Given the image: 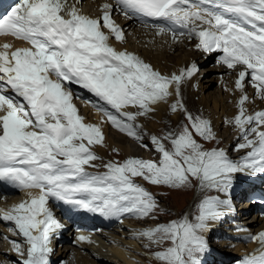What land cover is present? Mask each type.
I'll use <instances>...</instances> for the list:
<instances>
[{
	"label": "snow or ice",
	"instance_id": "1",
	"mask_svg": "<svg viewBox=\"0 0 264 264\" xmlns=\"http://www.w3.org/2000/svg\"><path fill=\"white\" fill-rule=\"evenodd\" d=\"M115 5L125 17L156 28L158 35L170 33L177 42L180 37H195L199 50L222 52L219 62L228 69L243 66L236 88L243 93L249 77L264 100V0H115ZM112 13L113 5L107 3L102 17L94 19L69 0H20L0 18V36L11 35L31 45L0 48V181L39 190L38 196L29 193V200L0 214V220L14 225L10 231L25 238L28 248L22 264H51L52 239L63 225L48 206L50 200L105 218L127 214L146 218L159 204L134 177L174 189L190 187L195 179L202 192L228 195L233 174H264V111L248 115L247 94L241 96L239 114L230 121L245 141L238 150L250 149L240 161L230 159L223 149L205 150L192 130L204 140H214L211 121L193 117L177 99L171 110L183 111L190 126L185 124L181 132H169L162 139L151 137L161 155L159 162L129 158L105 164L107 171L101 174L87 171L101 159L91 148L102 144L104 136L98 125L84 122L66 84L94 94L97 100L85 103L96 107L119 131L142 142L137 118L155 112L173 96L180 98L182 84L199 70L192 64L179 74L164 75L134 53L118 51L109 41L123 42L125 37ZM148 19L164 23L149 25ZM164 141L171 143V149ZM226 206L230 207V200L206 195L194 220L184 215L138 236L156 245L170 242L154 253L163 264H201L200 256L208 250L202 233L209 221L224 215ZM250 239L260 247L241 264H264V232ZM78 240L92 242L85 235ZM12 244L25 256L19 243Z\"/></svg>",
	"mask_w": 264,
	"mask_h": 264
},
{
	"label": "bare ground",
	"instance_id": "2",
	"mask_svg": "<svg viewBox=\"0 0 264 264\" xmlns=\"http://www.w3.org/2000/svg\"><path fill=\"white\" fill-rule=\"evenodd\" d=\"M20 3V0H17V2L14 5H11L7 11V14H10L11 10L14 7H17ZM106 3H103L102 1L99 0H85L83 5H84V10L79 9L84 15H87L91 18H100L103 15V5ZM77 5L79 6V3H77ZM114 11V9H113ZM121 13H112V18L115 21V23L123 29L124 32V41L120 42L115 40L114 38L110 39V44L115 47L118 51H125L127 50L130 53H134L135 55H137L138 57H140L143 61H145L146 63L149 62L151 66H158L160 67V62L155 61L153 64L150 62V60H147L146 57L144 55H148L150 57L153 58H157L160 59L161 58H171L174 56L173 52H172V56L170 55L172 50H177L180 49L182 51H184L185 48H187L188 46L190 47V43L192 41V39L195 40L196 44L195 46L197 47V44L199 43L198 39L193 37L191 39H189L188 37H180L179 41H174L172 39V36L170 33H166L163 35H158L157 34V29L153 28V27H146L142 25V22L140 20H137L135 18L129 19V18H123L121 15ZM206 27V26H205ZM126 29V30H125ZM105 31L107 32L108 30L105 29ZM188 42V43H187ZM5 44H9L12 46V50H15L16 48H22V47H30L31 45L28 44L26 41L23 40H19L16 39L14 37H12L11 35H7V36H0V48H2L3 45ZM190 49L192 50L193 48L190 47ZM143 51L142 55L141 52ZM200 52L203 53L202 50H200ZM213 55L218 54L219 52L215 53L211 52ZM211 53H207L209 56L211 55ZM165 60V59H164ZM148 63V64H149ZM191 62L188 61L186 63H181L179 64L180 66V70L187 68L189 66ZM241 65H238L237 68L235 69V73H238L239 70H244L243 66L240 67ZM218 68L220 69V73H225L228 72V68L226 65L224 66H220ZM154 69L157 70L156 67H154ZM247 79H250L249 77H246ZM207 81H205L206 83ZM213 85V82L208 81V85L207 86H203L202 84H198L199 87V91H204V92H209V96L210 98L207 99V97H203L201 95V99L200 102H198L195 98V96L198 95H194L192 99H188V100H182L183 104L185 105V107L187 108V111L189 113L192 114L193 117H201L205 116L207 118V120L211 121V125L213 127L214 131H218L222 125H230L233 123H230V121H233L234 118L239 114V112H236L235 107H231V105H228L229 103V99L225 98V97H211V87ZM254 88V87H252ZM254 90L256 91V89L254 88ZM88 93H86L87 95ZM91 95H93L92 93H90ZM200 95V94H199ZM95 97V96H94ZM169 103H161L158 106H156V111L153 112V115H151V117L155 120H157L158 123H161V126L159 128H150L147 127L148 125L146 124L145 118L143 117H138L136 123L139 125H142V135L144 136L143 141H136L135 139L132 141L130 140V136L124 134L123 132H121L120 134L116 133V132H112L111 130H109L108 126L106 125L107 122L105 121V125L103 126L102 132H103V136H104V143L105 146L102 150L100 151H94L98 155L99 157H103V159H105L106 161L112 158H116L117 155H113L114 153L116 154H121V156H123V158L129 159V158H139V156H141V147H143L144 145H147V143L151 142V137L152 136H157L159 138L164 137L165 135H167V133H169V131L174 132V129L177 128V133L181 132L183 130V125L181 123H179V118L178 115H174L173 117L170 116V114L172 113L171 110V106L169 107ZM211 103L213 105V109L214 111L211 110V107H209V104L211 106ZM264 104V101L262 103V105ZM81 107V105H80ZM263 109V108H262ZM184 115V114H183ZM182 115V116H183ZM180 114V117H182ZM150 117V116H149ZM84 119V118H83ZM204 119V117H203ZM177 120V121H176ZM168 121H172L173 125L172 126H167L166 122ZM187 121V120H186ZM185 121V122H186ZM84 122H86V120H84ZM175 122V123H174ZM179 123V124H178ZM179 126H178V125ZM108 125H112L110 122H108ZM147 128H146V127ZM165 126V127H164ZM229 127V126H228ZM235 127V125H232V128ZM226 128V127H225ZM110 136H109V134ZM229 129L227 128L225 131V147L224 150H229L230 151V147L236 149L239 144H242L244 142V140L242 139V133L241 131L238 132L237 134L235 133V135H229ZM124 135H123V134ZM231 134V133H230ZM132 138V137H131ZM196 138V137H195ZM223 138V137H222ZM201 140L204 141V139L201 137ZM206 142H208V140H205ZM135 142V143H134ZM165 146L168 145L169 149H171V143L167 141H164ZM224 143V142H223ZM140 146V148H139ZM229 147V148H228ZM154 152H156L155 155H151L149 158H139V159H143V160H151V161H155V162H159L158 160H160V153H158L156 150H153ZM235 155L234 157H232L231 155L228 154V157L230 159H232L233 161H240L242 157H245L247 155V150H243V149H237L234 151ZM227 153V152H226ZM252 175L247 174V173H235L233 174V182H232V186L230 189V194L228 195H224V197H222V199H226V200H230V207L226 206L223 211H224V215L214 221H210L208 222V227L207 229L204 231L205 233L210 231L212 228H214L215 226H219V220H222L225 217V214H228L227 216L230 217H235V207L233 204L237 203L236 201L240 198H242L243 195H248L250 193H254L256 192L255 187L253 188V183L252 178L250 177ZM249 178V181L246 180ZM0 202H2L3 204L7 201H9V205L3 206L2 210L8 211L9 209H11L13 206L19 204L20 202L24 201V200H29L31 198V196L29 195V193L31 192H24L21 191L20 189L11 186L9 184H7L6 182H2L0 181ZM260 180H257L256 183H259ZM19 190V192H18ZM197 191L200 193L201 190L199 188V185L197 187ZM24 192V193H23ZM35 192V191H34ZM209 192V191H208ZM23 193V194H22ZM17 194H21L20 197H17ZM210 194V193H209ZM216 194V193H215ZM32 196H37L36 193H31ZM206 196V195H205ZM220 196V195H219ZM223 196V195H222ZM254 196V194L252 195ZM260 198L259 193H255V199ZM195 202V201H194ZM190 206L187 210L186 215L189 216L191 215V209L193 207V203L190 202ZM51 210L54 213L55 218L60 222L61 225H63V227L61 229H59L57 231V233L59 234V232L61 231H66L70 233H75L76 234V238L78 239V237L80 235H85V236H89L91 238V243L88 242H80V248H84L85 250L88 251L89 255H81L80 253H78L77 251H74L71 248H66L65 252L63 253L62 257L64 259H66L68 256V253L70 252H74V254L72 255V258L74 257V259L69 258L67 262L63 263V264H99V263H104V264H132L129 260L130 255L123 250L120 246H116L114 245L115 249H112L110 247L109 242H114V240H110V237H114L120 240V238H118L116 235L112 234L113 232H109L111 230H109L110 225L106 222V221H114L116 218H105L103 216H101L99 213H90L87 212L85 210L82 209H77L74 208L71 205L65 204L63 202H59V201H54V200H50L49 201V205H48ZM242 207H244L245 209H242L240 211V214L243 213L242 216H245L243 219L245 222H247L246 224L249 225L250 229H256L257 227L261 226L259 229L254 230V233L257 235L260 232H264V211H262V213L257 214L256 216H253V218L251 216L248 215V210L249 208H247V205H243L241 204ZM237 212V211H236ZM190 214V215H189ZM247 215V216H246ZM126 216V215H125ZM226 216V217H227ZM2 223H4L5 225H11L10 222L7 221H3L1 220ZM263 224V225H261ZM143 226V224H140ZM122 227H125V224L121 225ZM145 226V224H144ZM109 228V229H108ZM249 230V229H248ZM243 233H246V235H248V231H241ZM5 235V243L2 249V253L6 254L8 257H10L9 259L14 260L17 264H22L23 257L19 256V254L13 249V244L12 242H6L7 240L13 239L15 241L21 242L22 244H24V242L22 241V239H25L22 235L18 234V233H7L4 232ZM55 233V234H57ZM62 237H58L57 239H52V249H53V245L55 242H57L58 240H60ZM113 239V238H112ZM3 241V240H2ZM121 242V240H120ZM21 247L23 248V246L21 245ZM134 248H138L137 246H133ZM260 247V245L256 242L255 243V248L253 249L252 252H255L258 248ZM252 252H249L248 254H251ZM71 257V256H70ZM7 261V260H5ZM10 261V260H8ZM99 262V263H97ZM6 264H10L8 262H5Z\"/></svg>",
	"mask_w": 264,
	"mask_h": 264
},
{
	"label": "rangeland",
	"instance_id": "3",
	"mask_svg": "<svg viewBox=\"0 0 264 264\" xmlns=\"http://www.w3.org/2000/svg\"><path fill=\"white\" fill-rule=\"evenodd\" d=\"M189 43H190V47L193 48L192 50L190 49L189 46L187 48H185L184 51H182L180 49L172 50L170 55L172 56L174 54V56L171 58H161L160 57V59H157L156 57L153 58V57H150L148 55H144L146 57V59L150 60V62L152 64L155 61L160 62V64H161L160 67H158V66H152V67L153 68L156 67L157 70L160 71L164 75L170 76L173 73L179 74V72H180L179 64L186 63L188 61H190L191 63L189 64V66L187 68H190L192 64H195L197 66V68L199 69L192 76L191 79L185 81L184 84H182V86H181V97L177 98V97L173 96L169 99V102H170L169 107L171 106L172 103H175L177 99H182V100L192 99L195 94L198 95V96H195V98L198 102H200L201 95L203 97H205V98L207 97V99H209L210 98L209 92L199 91L198 84L200 83L203 86H207L208 81H211V82H213V85H212L211 90H210L211 97L217 98V97L221 96V97L228 98L229 99L228 105H231L232 109H233V107H235L236 112H239L238 102H239V100L243 94H247L249 97V101L245 104V108L247 110L248 115H254L256 112L264 111V104L262 105L264 100H261L257 96L256 91L254 90V88H252L251 84L249 86V83H247V78H245L246 79L244 81L245 87H244V92L242 93L240 90H238L236 88V80L238 79V73H235L236 72L235 69H229L228 72H225V73L219 72L221 68H218V67H220V66L222 67L224 65H222L220 62H218V57L222 56L223 54L218 53L219 54V56H218V54L213 55L211 53V55L209 56L207 54V52L202 51V52H204L203 56H202V53L200 52V50L195 46V44H196L195 40L192 39V41ZM172 52H173V54H172ZM142 53H143V51L141 52V55H142ZM147 63H149V62H147ZM240 67H242V66H240ZM205 81H207V82L205 83ZM82 93L84 95H86V93H89V97L94 96V94L91 95L90 92H88L87 90H85L83 88H82ZM87 100H88V98H87ZM87 107L86 106L83 107V113H82L84 116V120H86L85 123L95 124V125H98L100 128H103V126L105 125L104 122L106 121V118L103 115V113L100 111H99V113H97L96 110H92L91 108H89V107L87 108ZM209 107H211V110L214 111L212 103H211V106L209 104ZM0 114H2V113H0ZM177 114H179L178 115L179 123L182 122L181 123L182 125L188 124L190 126V122L187 120L186 115L183 111H177L175 113L172 112L170 114V116L173 117L174 115H177ZM180 114H181V116L183 114L184 115L182 117H180ZM151 115H153V113H149L147 116H141V117L145 118L146 124L148 125L147 127H150L153 129L159 128L161 126V123H158L157 120H155L151 117ZM203 117H204V119L207 120V118L205 116H202V118ZM166 124H167V126L170 127L173 125V122L168 121V122H166ZM232 125H235V124L233 123V124H231V126L223 124L222 127L218 131H214L213 127H212V131L215 133L216 138L214 140H211L208 142H206L205 140L202 141L201 137L196 135L194 130H192L193 136H194V138L196 137L195 139L197 140L198 143L203 145L205 150H209V151L212 149H223L224 150L225 143H226L225 138H224L226 129L227 128L229 129V132H228L229 135H232V134L235 135V133L237 134L238 132L241 131L237 126L232 128ZM249 127H251V126H249ZM108 128H109V130H111V133L114 131V132L120 134V132H121L117 128H115V129H113L112 127H108ZM263 128L264 127H262L261 130H263ZM169 132H171V131H169ZM173 133H177V128L174 129ZM108 134H109V132H108ZM109 136H110V134H109ZM162 138L163 137H161V139ZM129 139L132 141L134 140L131 137ZM168 142L169 141H167V143ZM104 146H105V143L103 140L102 144L94 145V146H92L91 149L93 150V152L94 151L98 152V151L102 150L104 148ZM235 147H237V146L235 145ZM139 148H140V146H139ZM166 148H169L168 145H166ZM230 148H231L230 151L229 150H224V151L227 152V155L229 154L232 157H234V155H235L234 151L237 150L238 148H236V149H234L232 147H230ZM140 149H141V154H140L141 156H139V158H143V159L149 158L151 155L156 154V152L153 151V150H155V145H153L152 142L147 143V147H145V145H144ZM243 150H247V153L250 151V149H247V148H245ZM95 154L97 156L100 155L97 153H95ZM113 155H115V156L117 155V157L112 158V159L109 158V160H107V161L105 159H103V157L101 156L100 157L101 159L93 162L97 166L96 167H87V171H89V172L92 171L95 174H101V173L107 171V169L104 167L105 164H107L109 162L123 163L126 160V158H123V156H121V154L119 155L117 153L116 154L114 153ZM160 159H161V155H160ZM133 179L137 184H140L141 186L146 188L149 192H151L153 194V196L156 198V201L159 204V208L153 214V216L155 218H153V216H149L146 218H136V217L132 216L131 214H127L126 216H123L120 219H115L113 222L112 221H109V222L106 221L110 225V227H109L110 229L109 228L108 229L111 231H109V232H113L112 234L116 235L121 240V242H120L119 239L114 238V237H110V240H112V241L114 240V242H109L110 247L112 249H115L114 245H116L118 247L120 246L123 250H125L130 255L129 260H131L130 262L132 264H163L162 261L155 258L154 253L157 251H163L166 247L171 246L170 242H165V243L160 244V245L151 244L146 238L138 236V234L140 232H142L143 230L148 229V228H154L159 224H167L173 220L180 219L182 216L186 215L187 210L191 204L190 202L193 203V207H192L191 212H190L191 215L190 214L189 215H190V219L194 220L195 216L198 214V205L201 202V200L205 197V195H211V196H219L220 195L219 197L221 199H222V197H224V195H226L222 192H216L214 190L210 191V192H208V191L202 192L201 191L199 193L197 191V187L199 185V182L196 181L195 179H193L190 187L180 188V189L169 188V187L163 186V185H153V184H150L148 181L143 180L141 177H134ZM20 190H22V189H20ZM28 191H30L31 193H36L37 196L39 195L38 189H31ZM18 192H19V190H18ZM20 196H21V194H17V197H20ZM9 203H10L9 201L5 202L4 204L2 202H0L1 214L4 212L2 210V207L9 205ZM235 205H236L235 207H238L236 203H235ZM248 211H249L248 215L251 216L252 218H253V216H256V215H251V213L253 211H250V210H248ZM227 215L228 214H225V217L222 219V223H223L222 227L217 229L218 226H215L210 231H208L206 233L205 232L202 233V235L204 236V239L207 241L208 250L205 253L201 254V256H200L201 264H221L225 257H228V259H236V260L231 262V263H235L242 256V254L244 256V255L248 254L249 252H252L253 249L255 248L256 241L250 239V237H252V236H249L247 238V240H249L250 242H248L246 239H242V236H240V235L236 236L235 238H231V239H229L227 237L226 231L232 232L237 228H241V227L246 228V226L248 225V224H246L247 222H245L246 220L244 221L243 216H238V214H237L238 218H236L235 221H232L233 217L230 218V216H227ZM0 222H1V220H0ZM112 223H113V225H112ZM122 224H125V227H122L121 226ZM140 224H143V226ZM144 224H145V226H144ZM11 225L7 226L2 222L0 223V264H6L5 262H8L10 264H17L14 260L9 259L10 257H8L6 254L2 253V249H1V248H3L4 243H5V235H4L3 231L7 232L9 234L14 232V231L9 230ZM232 225L235 226V228H233ZM261 225H263V224H261ZM111 226H112V229H111ZM260 227L261 226L257 227L256 229H259ZM247 228L249 230L239 229L237 232H241V231H245V232L246 231H250V232L253 231L254 232V230H256V229H250L249 226ZM228 229H231V230H228ZM222 231H223V233H222ZM212 232H214V233H212ZM231 232H230V234H233ZM241 233H243V232H241ZM208 234H211V236L207 237ZM243 234L245 235V237L248 236V235H246V233H243ZM254 236H256L255 233H254ZM58 237H62V238L60 240H58L57 242H55L53 245L54 246L53 252L50 256L51 257V259H50L51 264H63L65 262H67L69 258H72V255L74 254L73 251L68 253L67 256L69 258L67 257L66 259H64L62 257L66 248H71L74 251H77L78 253H80L81 255H84V256L89 255L87 250L79 247L80 242L76 238L75 233L72 232L69 234V232L61 231V232H59V234L58 233L54 234L53 239H57ZM7 241L12 242L15 240H13V239L7 240L6 239V242ZM234 241H237V242H234ZM15 242L19 243L20 245L23 246V249L25 251V256H23V258H26V252H27V248H28V245L26 244V242L24 240H23L24 244H22L21 242H18V241H15ZM133 246H137L138 248H134ZM72 259H74V257ZM5 260H7V261H5ZM8 260H10V261H8ZM218 261H220V263H218ZM97 263H99V262H97ZM99 264H104V263H99Z\"/></svg>",
	"mask_w": 264,
	"mask_h": 264
}]
</instances>
